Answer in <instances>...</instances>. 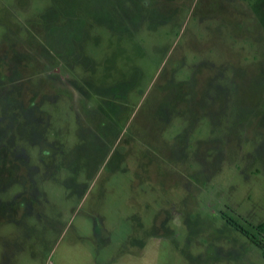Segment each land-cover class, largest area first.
<instances>
[{"label":"rangeland","instance_id":"1","mask_svg":"<svg viewBox=\"0 0 264 264\" xmlns=\"http://www.w3.org/2000/svg\"><path fill=\"white\" fill-rule=\"evenodd\" d=\"M264 0H0V264H264Z\"/></svg>","mask_w":264,"mask_h":264},{"label":"trees","instance_id":"2","mask_svg":"<svg viewBox=\"0 0 264 264\" xmlns=\"http://www.w3.org/2000/svg\"><path fill=\"white\" fill-rule=\"evenodd\" d=\"M228 221L235 227L237 228L241 233H243L246 237H248L251 241L254 243L264 247V242L259 239V237L251 231L248 227H246L242 222H240L237 219H228ZM260 232L264 230V224L261 223L257 226Z\"/></svg>","mask_w":264,"mask_h":264}]
</instances>
